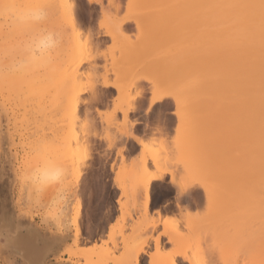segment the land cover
Instances as JSON below:
<instances>
[{"label": "rangeland", "instance_id": "1", "mask_svg": "<svg viewBox=\"0 0 264 264\" xmlns=\"http://www.w3.org/2000/svg\"><path fill=\"white\" fill-rule=\"evenodd\" d=\"M106 2L120 7L117 18L134 15L141 19H125L114 39L104 30V16L114 14V9L106 10ZM73 5L75 22L83 35L88 33L85 37H90L87 46L93 56L83 64L80 87L78 81L77 86L63 87L58 78L62 71L70 70L59 56L67 38L47 66L17 77L9 71L12 56L19 52L30 30L46 27L58 31L56 23L61 18L56 13L57 17L48 15L43 25L28 30L12 24V20L9 24L10 14L4 17L0 13V44L6 42L0 46L7 52L8 44L14 47L10 46L14 50L10 58L5 56L12 49L6 55L0 50L4 60L0 62L10 60L6 61L5 73L6 66L0 67V78L6 72L17 78L5 90L2 88L7 84L0 80V264H170L173 256L182 262L178 264H189V258L213 264H264V217L259 219L264 195L257 187L253 168L249 175L255 193L248 194L247 188L240 186L242 192L238 193L242 194L234 196L238 202L235 205L234 201V212L239 210L234 213V225L229 214L233 207L228 195L234 179L228 175L234 168L237 144L230 98L217 94L190 96L193 108L186 112L180 109L179 119V102L187 97L173 89L181 76L173 78L172 63L161 50L171 39L165 31L168 16L157 9L145 12L143 17L135 13L142 11L137 9L145 7V0H73ZM128 8L135 9L134 13L128 15ZM193 24L190 22L197 30H189L187 24L183 29L199 32L200 24ZM183 32H175L172 39L179 40ZM138 39L152 40L153 49L137 59L145 60L139 86L126 90L132 76L122 50L124 45L137 44ZM120 64L124 66L115 74ZM147 66L148 70L153 67L151 74L144 68ZM23 75L25 79L19 80ZM153 85L167 86L171 91L162 101L150 105L157 95L151 92ZM76 87L81 90L76 104L78 118L73 117L74 102L66 103ZM74 134L77 139L72 138ZM49 163L64 169L63 178L38 187L28 177L35 168ZM142 165L147 166V172L162 176L150 189V203L154 205L148 212H143L144 191L135 186L144 174ZM172 177L175 182L196 185L201 197L198 207L181 210L175 206L177 188ZM218 187L222 199H217L221 204L215 201L216 223L209 216L213 211L210 204L205 208L204 196L205 189L216 192ZM182 215L191 217L188 223ZM151 220L155 221L152 228ZM26 236L31 239V254L36 251L34 256L26 254L20 245Z\"/></svg>", "mask_w": 264, "mask_h": 264}, {"label": "bare ground", "instance_id": "2", "mask_svg": "<svg viewBox=\"0 0 264 264\" xmlns=\"http://www.w3.org/2000/svg\"><path fill=\"white\" fill-rule=\"evenodd\" d=\"M100 3L102 4V2ZM113 4L112 3L106 4L107 5L106 10L110 12L112 9H114L112 11L114 12V14L110 13L109 15L107 13L108 15H106V17L104 16L103 23L105 25L104 27L105 33L107 32L109 36L115 39L118 38L122 24L125 23V21L127 22L128 20H130V16H132L131 19H133L134 22L135 21L137 22V20H140L141 18L134 17V15H129L134 13L135 9L133 10V8H128V10L126 9V11H128V15H129L128 17L123 19L117 18V16H119L118 12H120L119 11L120 7H117V5L114 6ZM111 5L114 8H112ZM35 6H42L46 9L48 15L52 14L56 16L57 14L59 17L57 16L56 17L59 18V20L61 18L60 23H56V24H58L59 26L58 31L61 35L63 34L64 36V33L67 34L63 37L62 40H64L65 38L67 39L65 40V45L63 47L61 45L62 43L60 44L61 46H59V48L62 47V49L60 48L62 51H60L61 53L59 54V56H61L62 60L64 59L65 61L64 64L70 70L69 71L64 70L60 74H58L59 76L58 75L57 76L58 78H60V84L63 87H65L68 84H70L69 87L71 85L77 86V81L79 84V86L77 87H80V81L82 82L81 79L83 77L81 75L84 73V71L82 70L83 64L89 62V60L92 59L93 56L91 55V51H90L91 48L88 47L89 44L91 43L90 42L91 40L90 41L88 40L90 37L89 35H88L89 37L88 39H86L87 37H85L87 36L88 33H86V35H83V33L85 32H83L81 29L78 28V25L80 24L78 23H77L78 25L76 24L77 20L75 22L74 19L75 10L73 7L74 6L73 0H0V13L4 14L2 16L5 17L6 14H10L11 10L14 7L31 8ZM151 9L153 11L157 9V11H159V14L161 12L164 15L168 16L166 20L167 30L165 31L166 34H169L171 36V37L169 36L171 39L169 40L164 39V42L166 40V43H163L161 39L159 40L163 43V45H165L163 48H161V50L163 51L162 54L164 53V55L167 57L168 62L171 61L172 70L175 73L174 75L176 76L177 74L178 79L179 76H181V80L179 79L178 82H176L177 80L174 79L176 80L175 81L176 85L175 87H173V89H176L178 91L180 90L181 94H184L185 95L184 97H187V100L184 99V101H182V104L181 102H179L180 108H178L179 114H177L179 119L182 116V112L180 111V109L186 112V111H191V109L193 108V100H191L192 98H190V96H194V95L196 96L200 94H205L208 96L209 95L213 96V94L214 95L217 94L219 97L228 96L230 98V101L234 105V145L235 142L237 144L234 146V163H233L234 168L230 173L228 171L229 173L228 176L229 177L232 176V178L234 179V184L230 185L232 189L230 187L229 188L231 190L228 189L230 190L228 196L229 198L231 197L230 200L232 202L231 204L233 207L232 211H230L229 209V214L232 216V222H233L232 224L234 225V213L239 211L238 210L234 212V201H235L234 196L236 195L235 197L237 198L239 193L242 194L241 193L242 191L240 189L239 190L241 192L238 193L239 191L238 188L240 186L242 187L245 186L243 188L244 189L247 188L248 194L255 193L254 189L251 188V183L253 182L252 181L253 177L251 176L252 177L251 179L249 175L251 168H253L252 171L256 170V175L254 174L253 175L255 176V179L258 182L257 187H260L258 188L259 191L264 195V0H145V7L137 9L138 11L139 10L142 11L135 13L137 14L140 13L142 14L143 17V14L149 10L151 11ZM111 14L114 16H111ZM55 16H53L54 17L53 19H57L55 18ZM10 20L12 19L8 17L7 21L10 22ZM143 20L144 19H142V21ZM9 22H5L4 25L8 26L6 23ZM11 22L9 24H11ZM190 22L191 25L194 22L197 25L200 24L198 27L199 32L185 31L187 30L186 27L185 29H183L184 26L187 24L186 26L189 25L188 26V28H190L189 30H192L193 28L190 25ZM68 29L70 30L69 31L70 33H67ZM194 29H196V27ZM5 30L6 29H4V31ZM2 31H3V27H2ZM181 31L187 33L185 34L183 32L181 38L179 37L180 38L179 40L172 39V35H174L175 32L179 34V32ZM3 37H1V39ZM10 38L11 37L9 36V39ZM138 41L139 42L135 45L134 44L124 45L125 47L122 50L123 61L124 60L126 61L127 66L131 70L130 76H132L130 82L127 84V86H125L127 88L126 90L132 88L137 89V87L139 86L138 85L139 84L138 81L140 79L139 74H140V70H143L142 68L145 64V60L143 61L141 60L138 62L137 59L141 55H146L150 53V51L153 49L152 40L145 39L143 41H140L138 39ZM4 44H6V42H4ZM8 45H9V47L7 46L9 49L8 52L7 50L3 51L4 49L7 48H3L4 46L3 47L0 46L1 48L0 50H2L1 54H3V52H6L3 54L6 55L10 52V49H12L13 46L11 44ZM10 46L12 47L10 48ZM184 47L186 50L183 49L184 51H181L182 50L181 48ZM120 48L122 49L123 47ZM13 51L14 50L12 49L11 54H8L5 57L10 58L12 56ZM7 58H5L6 59L5 63H7V65L5 63H2L4 62L2 58L0 59L2 61L0 62L1 64L0 67H2L4 64L7 68L6 70L3 68L4 69L3 73H5V71H7L9 67L8 62H6L8 60ZM147 62L149 63V61ZM122 64L118 65L116 71L114 70V72H116L115 74H119L121 72V69L119 67L124 66ZM153 67L150 66L149 70H148V66L144 68L148 70V73H150L154 71L152 70ZM0 73L2 72L0 71ZM8 73L6 72L7 75L4 77L2 75L4 79L2 77L0 78V80L1 79L3 80V81L1 80L2 82L0 81L2 84H7L4 85L5 88L4 87L2 88L4 90L7 89L8 85H9L8 88H11L10 85H12L11 82H13L14 75L15 77H17L20 74L17 72H13L14 75L13 73L12 74L10 73V75L8 76ZM21 76L18 77V79L20 78L19 80H22L24 78V75L22 78ZM80 76L81 79L79 78ZM177 76L173 78H177ZM16 79L17 78H15L14 80ZM5 80L6 82H4ZM169 82L175 84L174 81H169ZM180 83L181 86L179 85ZM105 84L107 83L105 82L104 86ZM166 85L168 84L166 83ZM169 86H172V84H169ZM77 87L75 93L72 94L70 97H68L66 100L67 104L74 102V107L72 110L74 118H78L77 117L78 111L76 109L77 107L76 104H78L79 101L78 98L80 99V94H81L80 88ZM156 87L157 86L153 85L154 90L152 89L153 91L151 92H154V94L156 93L157 95L153 96V98L149 103L150 105L154 102H158L160 100L162 101L164 97L169 95V91H171L167 88V86L163 88L159 86L161 89L158 87L157 89ZM126 114L127 111L124 110L123 115L125 117L127 116ZM261 133L263 136H261ZM76 135L74 134L72 138L77 139ZM156 161H154V163ZM143 163L145 165V162ZM161 167L162 166H160V168ZM146 168L147 166L143 167V169H145V171L143 170L144 174L142 175V178H139V176L137 177L139 179H137L138 181H136L137 183L135 184V186L138 189L142 188L144 191L143 205H142L144 210L143 212H148L149 209L151 210L152 204L150 203L151 200H150L149 192L150 189L154 186L155 180L160 179L162 177L160 174H157L155 172L154 173L147 172ZM225 176L228 177L227 174ZM260 178L262 179V181H260L262 183L259 182ZM170 180L172 181L173 184H175L177 188V193H176L177 196L174 198L175 199L174 204L178 209L187 210L190 209L192 206L194 207L199 206L201 197L199 191L196 189L195 184H192V182H190V184L175 182L176 181L175 177H172ZM220 194L222 195V191L219 189V187L216 192L215 190L208 191L207 189H205V196H204L206 202V204L204 202L205 208L207 209L208 206L206 205L210 204L211 206L210 208L214 212L211 211L210 213L211 215H213V217L210 214L209 216L213 219L215 218L214 221L216 220V218H218V214H216L215 212L216 208L218 207L217 206L215 207V205H217L218 202L217 199H222L219 198ZM243 194H247V193L243 192ZM216 200L217 202H215ZM235 202L236 205L238 202L237 201ZM218 203L221 204V202ZM151 211H153V209ZM206 213L208 212L206 211ZM261 215L262 216H260L259 219L264 217V210ZM184 218L186 219L185 222L188 223L191 217L189 218V216L187 215ZM153 221L154 220H151L150 222L151 228L153 225H155L154 224L155 221L154 222ZM210 227L211 226H209L208 228ZM262 230L264 234V229ZM77 237H78V228H76V233H75V238ZM20 242H21L20 245L22 247H25L26 254L33 256L35 255L34 252H32L31 254V249H30L31 244H29V242H31V239L29 237L26 236L25 238L24 237L21 238ZM180 255L186 257L185 253H180ZM112 257L113 256H111V258ZM178 260L179 259L176 258V256H173L170 259V264L182 263L180 262V260L179 261ZM187 262L189 264H198V263L213 264V262H210V260L208 262L207 261L203 262L202 260L201 263L195 258L194 259L189 258L187 259Z\"/></svg>", "mask_w": 264, "mask_h": 264}, {"label": "clouds", "instance_id": "3", "mask_svg": "<svg viewBox=\"0 0 264 264\" xmlns=\"http://www.w3.org/2000/svg\"><path fill=\"white\" fill-rule=\"evenodd\" d=\"M48 13L42 6L31 8L14 7L10 12L13 24L29 28L43 25ZM62 43V35L46 27L30 30L27 39L19 46V52L12 56L9 71L27 73L47 66L53 54ZM64 175V169L54 164H45L35 168L28 179L38 187L58 183Z\"/></svg>", "mask_w": 264, "mask_h": 264}, {"label": "crops", "instance_id": "4", "mask_svg": "<svg viewBox=\"0 0 264 264\" xmlns=\"http://www.w3.org/2000/svg\"><path fill=\"white\" fill-rule=\"evenodd\" d=\"M32 250V249H31ZM36 251H34V253H35Z\"/></svg>", "mask_w": 264, "mask_h": 264}]
</instances>
